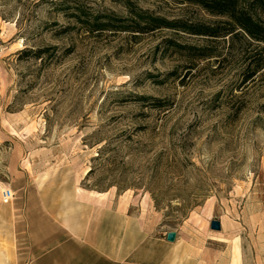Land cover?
<instances>
[{
	"label": "rangeland",
	"instance_id": "1",
	"mask_svg": "<svg viewBox=\"0 0 264 264\" xmlns=\"http://www.w3.org/2000/svg\"><path fill=\"white\" fill-rule=\"evenodd\" d=\"M129 3L225 20L178 0H0V203L6 187L14 201L28 177L61 172L140 200L158 229L213 235L232 259L264 264V66L242 81L264 45L91 30V15L128 17Z\"/></svg>",
	"mask_w": 264,
	"mask_h": 264
},
{
	"label": "crops",
	"instance_id": "2",
	"mask_svg": "<svg viewBox=\"0 0 264 264\" xmlns=\"http://www.w3.org/2000/svg\"><path fill=\"white\" fill-rule=\"evenodd\" d=\"M15 192L0 203V264H245L218 250L225 243L213 235L158 229L140 200L89 190L61 172L34 174Z\"/></svg>",
	"mask_w": 264,
	"mask_h": 264
},
{
	"label": "trees",
	"instance_id": "3",
	"mask_svg": "<svg viewBox=\"0 0 264 264\" xmlns=\"http://www.w3.org/2000/svg\"><path fill=\"white\" fill-rule=\"evenodd\" d=\"M181 3L198 5L208 13L224 17L214 24L188 23L178 19H166L147 10L138 9L129 3L130 15L119 17L113 13H99L90 16L87 22L91 30L119 29L134 33L150 32L161 28L181 30L192 35L211 39H241L247 45H264V0H178ZM192 58L213 56L210 47H184ZM264 48V47H262ZM264 66V60L257 59L247 66L242 81L250 80ZM155 104H161L159 99Z\"/></svg>",
	"mask_w": 264,
	"mask_h": 264
},
{
	"label": "water",
	"instance_id": "4",
	"mask_svg": "<svg viewBox=\"0 0 264 264\" xmlns=\"http://www.w3.org/2000/svg\"><path fill=\"white\" fill-rule=\"evenodd\" d=\"M209 226H210V229H211V230H216V231H218V230L221 229L220 221H219V220H216V219H212V220L210 221ZM175 236H176V234H175L174 231H169V232L166 233V235H165V239H166L167 241H169V242H173V241L175 240Z\"/></svg>",
	"mask_w": 264,
	"mask_h": 264
},
{
	"label": "built area",
	"instance_id": "5",
	"mask_svg": "<svg viewBox=\"0 0 264 264\" xmlns=\"http://www.w3.org/2000/svg\"><path fill=\"white\" fill-rule=\"evenodd\" d=\"M14 196V192L11 190V188L6 187L1 191V202L2 203H9Z\"/></svg>",
	"mask_w": 264,
	"mask_h": 264
}]
</instances>
